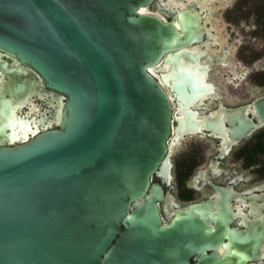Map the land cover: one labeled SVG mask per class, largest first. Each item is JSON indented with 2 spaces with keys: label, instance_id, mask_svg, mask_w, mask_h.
I'll use <instances>...</instances> for the list:
<instances>
[{
  "label": "water",
  "instance_id": "water-1",
  "mask_svg": "<svg viewBox=\"0 0 264 264\" xmlns=\"http://www.w3.org/2000/svg\"><path fill=\"white\" fill-rule=\"evenodd\" d=\"M151 1L0 0V264L259 261L264 225L231 228L228 203L162 217L174 200L153 180L173 179L166 89L179 130L197 131L189 107L214 87L189 48L190 12L164 22L141 9ZM34 96L53 109L42 131L17 116ZM249 110L228 119L234 139L264 125V97L259 123Z\"/></svg>",
  "mask_w": 264,
  "mask_h": 264
},
{
  "label": "flooded vegetation",
  "instance_id": "flooded-vegetation-1",
  "mask_svg": "<svg viewBox=\"0 0 264 264\" xmlns=\"http://www.w3.org/2000/svg\"><path fill=\"white\" fill-rule=\"evenodd\" d=\"M141 9L178 24L180 14L190 12L192 28L200 39L189 48L203 53L198 66L208 68L206 84L214 87L189 107L197 112V131L186 126L179 130L177 118L184 119V125L188 122L180 100L166 89L172 106L173 179L170 186L158 177L153 180L174 200L160 205L162 217L170 222L183 208L209 204L219 210L228 203L233 214L230 227L249 233L255 224L264 225V125L234 139L228 119L250 106L248 118L259 123L252 107L264 97V67L260 68L264 61V0H152ZM161 73L163 66L152 70L156 79ZM52 114L48 99L37 96L17 110V116L37 123L41 131V121ZM259 254V261L252 264H264V241Z\"/></svg>",
  "mask_w": 264,
  "mask_h": 264
},
{
  "label": "rangeland",
  "instance_id": "rangeland-1",
  "mask_svg": "<svg viewBox=\"0 0 264 264\" xmlns=\"http://www.w3.org/2000/svg\"><path fill=\"white\" fill-rule=\"evenodd\" d=\"M263 78H264V77H263ZM257 79H258L259 81L261 80L259 77H258ZM261 81H262V80H261ZM178 175H179V177L181 178V177H182V176H181V175H182V172L179 171V172H178Z\"/></svg>",
  "mask_w": 264,
  "mask_h": 264
}]
</instances>
